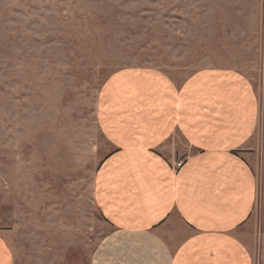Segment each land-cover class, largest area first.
Segmentation results:
<instances>
[{
	"label": "rangeland",
	"instance_id": "374dc122",
	"mask_svg": "<svg viewBox=\"0 0 264 264\" xmlns=\"http://www.w3.org/2000/svg\"><path fill=\"white\" fill-rule=\"evenodd\" d=\"M180 81L208 68L253 83L249 151L259 205L247 227L264 264V0H0V233L17 264H91L111 227L93 182L111 150L97 122L105 81L125 68Z\"/></svg>",
	"mask_w": 264,
	"mask_h": 264
},
{
	"label": "crops",
	"instance_id": "0c3cea01",
	"mask_svg": "<svg viewBox=\"0 0 264 264\" xmlns=\"http://www.w3.org/2000/svg\"><path fill=\"white\" fill-rule=\"evenodd\" d=\"M96 111L111 150L93 203L111 232L91 264H254L244 228L259 185L243 153L261 101L249 78L208 68L178 81L125 68L105 81ZM0 264H17L1 233Z\"/></svg>",
	"mask_w": 264,
	"mask_h": 264
}]
</instances>
